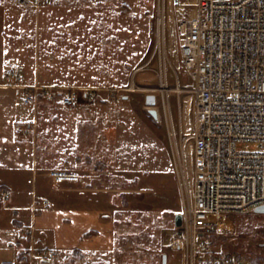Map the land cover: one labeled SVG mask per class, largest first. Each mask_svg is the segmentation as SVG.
Instances as JSON below:
<instances>
[{
    "label": "rangeland",
    "instance_id": "obj_1",
    "mask_svg": "<svg viewBox=\"0 0 264 264\" xmlns=\"http://www.w3.org/2000/svg\"><path fill=\"white\" fill-rule=\"evenodd\" d=\"M194 1L49 0L37 6L34 0H0V135L7 144L0 145V179L10 183L14 197L1 201L0 232L13 224V205L40 193L43 179L52 182L43 172L67 142L55 131L26 137L38 122L66 119L77 130L68 133L71 147L75 151L80 143L78 152L88 157L76 170L83 171L81 181L64 185L72 196L84 189L77 206L89 205L92 194L100 225L77 246L58 251L51 264H165L164 254L166 264H180L168 239L192 185L194 81L179 25L195 14ZM9 67H22L26 83L75 89L82 102L70 107L61 98H40L26 104L9 86ZM89 87L98 89L94 104L83 97ZM148 94L157 96L153 107L160 120L148 112ZM18 124L25 131L16 133ZM44 134L58 140L51 149ZM50 194L59 203L60 194ZM66 198L75 201L68 193ZM50 244L51 237L43 238L41 245ZM38 247L24 251L37 254L32 264H40L39 254L48 249ZM212 248L233 252L243 264H264V213L237 214L232 230L212 237Z\"/></svg>",
    "mask_w": 264,
    "mask_h": 264
},
{
    "label": "built area",
    "instance_id": "obj_2",
    "mask_svg": "<svg viewBox=\"0 0 264 264\" xmlns=\"http://www.w3.org/2000/svg\"><path fill=\"white\" fill-rule=\"evenodd\" d=\"M26 3L31 0H18ZM39 6L49 0H34ZM195 14L180 18L182 55L194 81L192 185L183 224L168 239L180 264H243L230 251L216 252L212 237L233 229L235 216L264 205V0H195ZM12 80L26 104L40 98L76 107L75 89L26 83L23 69L10 67ZM98 89L86 88L94 104ZM30 127V126H27ZM25 131L24 124L16 127ZM57 184L80 180L73 171L53 170ZM0 186V201L9 198ZM55 248L39 254L51 264ZM5 264H32L29 257Z\"/></svg>",
    "mask_w": 264,
    "mask_h": 264
},
{
    "label": "crops",
    "instance_id": "obj_3",
    "mask_svg": "<svg viewBox=\"0 0 264 264\" xmlns=\"http://www.w3.org/2000/svg\"><path fill=\"white\" fill-rule=\"evenodd\" d=\"M66 114L70 115L68 111H66ZM59 115L61 118L62 116L60 113ZM45 118H48V115H45ZM65 120L58 122H46V121L42 123L38 122L37 124H34L35 131L34 132L31 131L33 133L28 134L29 136H27L26 138L33 137L34 139H36L37 137L38 139L40 131L43 132L49 131L51 133L53 131L58 132L60 136L59 138H61V136L63 135L64 139H66L67 141V142L65 141L66 143L63 145V150L60 151L63 153V155L59 157L57 156L54 159L55 164H53L50 167V169L48 168L47 171L43 173L45 177L51 178L50 172L53 170L73 171L80 176V180L74 182L72 181L66 182V183H77L81 181L82 179L81 177L83 175L80 174V172L83 171L77 172L76 170L83 169L81 165L82 159L87 160L88 156L82 158L83 157L82 154L78 152V148L81 145L80 143L79 145H77L78 148L75 151L71 147L72 141L70 142V140L72 139L69 138V135L77 130H74L73 125L67 123ZM16 131L17 130L15 127V132ZM42 139H45L46 147H49L50 149L52 148L50 144H52L53 141H58L55 138H54L55 140L48 141L50 138L46 134L43 135ZM0 140H2L0 145H5V146L7 145L4 143L5 141L3 137H1V135H0ZM77 141L79 142L81 141L80 136L78 137ZM56 153H58V150L56 151ZM2 155L4 159H6L7 157L9 160H11V158L9 157L10 155H7L5 153ZM3 158H1V160ZM77 162L80 163V165H77ZM43 180L44 181L41 185L42 188L40 193H37V195L36 194L32 195V198L22 203V205H18V204L13 205L12 209L15 216L14 220L12 221L13 224L7 225L8 226L7 232H0V239L3 237V240H5L6 243H8L7 247L0 246V264H5L6 262L11 260H21L23 257L26 256L32 260L34 259L35 256H37V254H30V253L33 252V248H36L38 246H39L38 248H40L41 246H46L45 248H56L57 251H62L65 248L71 246L75 247L78 245V243H81L83 241L82 238L84 237V235L87 236L88 234L91 233L92 229L100 225L99 224L100 218L97 213L95 205L92 203V196H91L92 194L90 192H89L90 204L86 205L85 207H81V205L77 206V202H81L82 201L81 196L85 194L83 193L84 189L79 187L78 188L79 192L74 193L73 194L74 196H72L71 193L67 192V189L69 188L68 186L64 185L66 183L58 185L54 182L52 178H51L52 182H50V180L49 181L45 179ZM0 185L6 186L8 188L10 192V197L8 201L11 200V198L14 199V197H12L13 193L11 191L12 187L10 183H8V181L4 179H0ZM57 186L60 187L58 188ZM49 190L56 191L60 194L59 197L57 198L60 199L59 203H56V199L55 200L53 199L52 194H50ZM67 193L68 195H71V198L73 197L75 199L73 203L72 201L70 202V200L66 198ZM89 194L87 195L89 196ZM43 195L45 196L51 195V198H49L50 200L49 201L47 200L48 202H46V200L43 199ZM52 200H54L55 203ZM51 201L53 205H50ZM25 233H27L28 235L27 237L24 236ZM48 237H51L53 239L54 244L41 245L43 238L47 239ZM27 238H29V241ZM27 248L30 249L29 254L25 253L26 252L25 250ZM94 255H99L97 259H103V258L106 259L108 257V254H94Z\"/></svg>",
    "mask_w": 264,
    "mask_h": 264
},
{
    "label": "water",
    "instance_id": "obj_4",
    "mask_svg": "<svg viewBox=\"0 0 264 264\" xmlns=\"http://www.w3.org/2000/svg\"><path fill=\"white\" fill-rule=\"evenodd\" d=\"M179 0H176L178 2ZM146 102L149 105L148 112L156 119H159V114L157 108L153 107L157 102V96L155 94H148L146 96ZM257 213H264V205H259L254 208ZM183 224V213H178L175 216V226L180 227ZM164 263L167 262V254H164Z\"/></svg>",
    "mask_w": 264,
    "mask_h": 264
},
{
    "label": "bare ground",
    "instance_id": "obj_5",
    "mask_svg": "<svg viewBox=\"0 0 264 264\" xmlns=\"http://www.w3.org/2000/svg\"><path fill=\"white\" fill-rule=\"evenodd\" d=\"M149 108V107H148ZM151 108V107H150ZM160 120V119H159Z\"/></svg>",
    "mask_w": 264,
    "mask_h": 264
},
{
    "label": "trees",
    "instance_id": "obj_6",
    "mask_svg": "<svg viewBox=\"0 0 264 264\" xmlns=\"http://www.w3.org/2000/svg\"><path fill=\"white\" fill-rule=\"evenodd\" d=\"M5 187V186H4Z\"/></svg>",
    "mask_w": 264,
    "mask_h": 264
}]
</instances>
